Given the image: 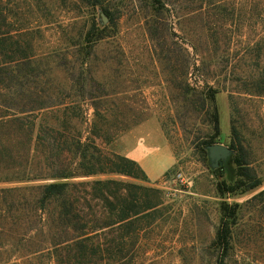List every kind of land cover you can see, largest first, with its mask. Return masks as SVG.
Returning <instances> with one entry per match:
<instances>
[{"label": "rangeland", "instance_id": "1", "mask_svg": "<svg viewBox=\"0 0 264 264\" xmlns=\"http://www.w3.org/2000/svg\"><path fill=\"white\" fill-rule=\"evenodd\" d=\"M102 2L114 25L99 4L2 0L8 28L26 32L21 43L31 44L46 93L69 101L102 94L104 127L118 134L108 148L135 160L146 178L111 173L0 187L98 178L147 185L160 191L156 199L161 204L142 232L134 264H264V95L254 85L264 79V0H164L160 12L149 0ZM210 2L226 3L234 21L227 24L217 9H209ZM255 4L262 13L252 12ZM94 22L108 27L97 44L85 42ZM209 22L216 27L217 44L210 41ZM260 41L262 54L256 58L249 45ZM92 84L104 92H96ZM207 86L218 89L215 101L204 99L201 92ZM83 105L87 121L67 122L74 140L91 136L94 108L91 100ZM215 105L220 125L219 135L212 137ZM82 111L73 110L84 115ZM49 119L55 126L64 120L61 113H50ZM233 124L261 182L253 188L233 160ZM215 143L232 149L220 166L209 155V145ZM139 153L143 162L132 156ZM68 156L73 164L75 153ZM221 182L235 191L222 194ZM223 226L230 238L225 252L215 243Z\"/></svg>", "mask_w": 264, "mask_h": 264}, {"label": "trees", "instance_id": "2", "mask_svg": "<svg viewBox=\"0 0 264 264\" xmlns=\"http://www.w3.org/2000/svg\"><path fill=\"white\" fill-rule=\"evenodd\" d=\"M77 1L102 5L114 25L113 14L102 0ZM149 1L157 12L165 8L164 0ZM226 5L210 2L209 9H217L216 14L230 24L234 15ZM254 6L253 13H262L257 4ZM4 10L0 0V183L111 173L146 178L135 160L108 148L118 134L104 127L107 117L100 107L102 94L92 93L69 101L46 93L37 78L31 44L21 43L26 32L10 30ZM210 22L206 27L210 41L216 43V27ZM107 30L108 27L94 22L85 42L97 44ZM261 41L249 45L256 52V58L262 54ZM254 85L256 92L264 95V79L255 80ZM79 87L82 91L85 85L81 83ZM91 87L98 93L104 92L99 85ZM206 90L201 92L205 94L204 99L215 101L218 89L207 86ZM87 100H91L94 108L91 136L79 135L74 140L67 122L69 118L82 121L88 118L83 107ZM76 108L84 110V115L75 114ZM50 113H61L63 123L53 125ZM212 117L216 131L212 137H215L219 135L220 125L216 105ZM232 130V148L237 151L233 160L248 188H253L261 183L260 179L245 153L235 124ZM96 137L105 145L98 143ZM70 152L76 155L73 164L68 162ZM218 188L222 194L235 191L234 186L223 182ZM159 193L147 185L114 178L0 187V264H30L34 259H41L43 264L42 258L48 259L47 264H134L142 232L151 226L159 212L161 201L156 199ZM215 243L224 252L228 249L230 238L224 226ZM20 258L23 259L20 261Z\"/></svg>", "mask_w": 264, "mask_h": 264}, {"label": "water", "instance_id": "3", "mask_svg": "<svg viewBox=\"0 0 264 264\" xmlns=\"http://www.w3.org/2000/svg\"><path fill=\"white\" fill-rule=\"evenodd\" d=\"M104 19L107 21L108 18L104 15ZM232 153V149L229 146L221 143H215L209 145V155L214 162V166L223 165L224 159L228 158Z\"/></svg>", "mask_w": 264, "mask_h": 264}, {"label": "crops", "instance_id": "4", "mask_svg": "<svg viewBox=\"0 0 264 264\" xmlns=\"http://www.w3.org/2000/svg\"><path fill=\"white\" fill-rule=\"evenodd\" d=\"M132 155V154H131ZM132 156H134V158L135 159H137V160H139V161H141V162H143L144 161V157L142 156V154L140 155V153H139V156H137V155H132Z\"/></svg>", "mask_w": 264, "mask_h": 264}]
</instances>
